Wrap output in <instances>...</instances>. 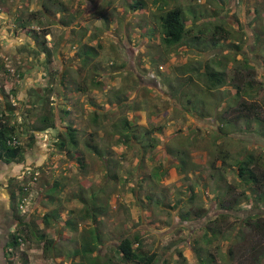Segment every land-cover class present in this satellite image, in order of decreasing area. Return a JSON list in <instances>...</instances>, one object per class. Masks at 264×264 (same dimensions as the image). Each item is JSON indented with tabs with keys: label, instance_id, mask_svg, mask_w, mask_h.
<instances>
[{
	"label": "rangeland",
	"instance_id": "374dc122",
	"mask_svg": "<svg viewBox=\"0 0 264 264\" xmlns=\"http://www.w3.org/2000/svg\"><path fill=\"white\" fill-rule=\"evenodd\" d=\"M136 1L0 0V108L7 100L17 120L34 118L43 112L35 93L44 90L58 123L56 130H47L46 139L36 131L35 139L20 136L23 151L40 144L47 156L40 163H25L38 172L30 187L32 204L26 211L12 205L11 223L16 228L17 213L33 211L27 219L41 218L47 194L61 199L55 208H64L50 217L51 228L37 224L38 232L54 240L51 246L43 248L47 242L25 234L18 252L5 253L12 264H125L116 244L135 235L140 241L133 248L154 253L152 264H204L196 256L198 248L202 260L210 256L205 264H251L248 252L242 258L244 249L223 234L212 241L208 229L216 225L235 234L246 216L245 200L208 224L196 218L216 214L221 200L263 203V195L241 182L235 161L250 153L264 159V139L256 133L255 121L264 118V0H141L143 8L132 9ZM177 6L191 30L168 45L158 16ZM19 22L25 23L22 29ZM36 34L38 41L44 38L42 45ZM16 36L21 41H13ZM207 65L226 73V83L218 89L206 87ZM94 79L101 83L95 86ZM243 81L254 88L237 90ZM80 87L85 90L77 91ZM12 113L7 112L11 122ZM94 114L102 124L92 121ZM121 118L148 130L146 141L115 131ZM67 126L80 141L70 153L57 145ZM88 134L101 149L99 155L84 145ZM177 150L186 151L194 165L185 173ZM220 151L228 152L227 162L213 165ZM77 154L85 163L76 162ZM92 191L98 193L100 210L106 208L104 215L96 214L98 221L83 215L88 205L76 197L88 199ZM65 217L75 219L76 230L60 224ZM93 228L106 233L99 234V244L87 242L97 247L89 259L83 258L75 249L86 243L84 236L92 239ZM230 245L235 254L229 256Z\"/></svg>",
	"mask_w": 264,
	"mask_h": 264
},
{
	"label": "trees",
	"instance_id": "16d2710c",
	"mask_svg": "<svg viewBox=\"0 0 264 264\" xmlns=\"http://www.w3.org/2000/svg\"><path fill=\"white\" fill-rule=\"evenodd\" d=\"M43 8L48 11L50 10V7L46 5L45 3H42ZM144 4L143 1L138 0L136 3L130 5L132 9L137 8H143ZM61 9V8H60ZM58 11V10H57ZM159 21L162 26V31L165 33V36L163 38V41L168 44L172 45L175 43H178L181 41L186 35L190 33L191 28H187L186 24L183 22V13L180 7H172L165 11H163L158 16ZM19 27H24L25 23L19 22L17 23ZM45 34V33H44ZM21 35H27L26 32H22ZM37 34L35 35V40H37ZM41 45L44 43V38L42 37V40L38 41ZM45 49V48H44ZM248 60L246 58L243 61V64L246 66L248 65ZM4 65L3 63H0V67ZM203 76L206 81V87L208 90H214L221 87L224 83H226V73L224 71H218L211 67L210 65H207L206 68H204ZM63 75V74H62ZM264 76V75H263ZM42 76L41 79H44ZM245 81H243L244 83ZM95 86H97L98 83H101L99 80L94 79L93 82ZM236 89L239 88H249L253 89L254 85L253 83H250V81L245 82L244 86L241 87L240 85H235ZM52 90L51 87H49L46 92H50ZM84 88H79L77 91H84ZM1 91V90H0ZM35 93V89L33 90ZM2 93V92H1ZM5 93V92H4ZM37 95L36 101L41 104L40 108L43 109V112H39V114H36V117L31 118L30 115L24 118L22 120H17V116L13 110V107L9 106V103L6 102L4 105L0 108V159L4 160L5 162H9L13 159H20L22 157L21 151H23V141L20 139L21 135H27L31 139L34 138L36 134L34 131L43 132L45 130H56L58 128V123L56 121L55 116V107L51 106V100L45 95V91L41 90L40 92L36 91L35 93ZM35 101V102H36ZM47 103H49L47 105ZM13 110V111H11ZM7 112H13L12 115L15 116L14 121H10L8 118ZM65 112V111H64ZM66 113V112H65ZM20 117V116H19ZM92 121H94L95 124H102L101 118L99 114H94L92 116ZM255 121L258 125V128L256 129V133H258L261 137L264 139V118L256 117ZM115 128V131L120 135H126L127 137L134 138L138 143L145 142L146 141V135L149 134L148 130H142L138 128L137 124L133 120H129L127 118H121L119 120V124L113 125ZM138 131V134L136 132ZM75 129L71 126H67L64 134L65 137L63 138L60 136L58 139L57 145L60 149H64L65 152L70 153L72 151V148L76 147L78 144L79 139L76 137ZM62 133V132H61ZM88 138L84 139V145L86 147H89L90 150H92L95 154L99 155L102 153L101 149L97 147L96 144L91 143V137L92 134H88ZM13 137L18 138L20 140V143L17 145H11L8 143V140H11ZM155 140V138H152V141ZM156 141V140H155ZM91 144H90V143ZM91 145V146H90ZM155 146L154 142L151 144ZM92 147V148H91ZM146 148V147H145ZM177 154L179 155L181 162L179 163V167L181 168V172L185 173L188 169H190L191 166H194L190 163V157L187 154L186 151H178ZM229 154L226 151H220V155L214 158L213 165L216 163L217 160H220L223 164H226V160L228 158ZM264 156V155H263ZM4 157V158H3ZM85 160V157L81 154H77L76 162L83 163ZM85 163V162H84ZM235 163L238 166V176L240 177L241 182H243L253 193H257L256 195H263V199H260L259 201H262L263 203L261 205H256L252 203L251 201H247L248 198L242 199V200H229L226 204L223 202V200L220 201V208L216 214L210 215L209 218L204 217L205 214L198 216L196 219H202L207 224L218 220L219 217H225L227 215H230V210L236 206L235 203H240L243 201V207L246 209L243 210L246 216L241 218V226L239 225L240 229L236 230V233L233 234L231 232H222L218 227H215L216 225H212L208 228L211 230V237L212 241L215 237H217L218 234L226 235L224 237L225 240L228 242H231L232 244H236L240 249H244L242 252V258H244L245 252H248L250 256L248 258L250 259L251 264H261L262 259L264 258V159L261 157H256L253 154H249L245 156L244 159L235 161ZM217 177V176H216ZM54 188L56 189V186L54 184ZM54 189H52L53 191ZM100 191H103L100 188ZM23 192L21 180L19 178H11L8 184V199L10 201L11 206L19 204L20 196H18V193L20 195ZM227 193V192H226ZM48 199L50 200H59L60 198L56 197L55 195L47 194L46 195ZM79 199V202H85L88 206L84 208L83 215L86 217L92 218L94 221L96 220V214L101 213L104 215L106 213V208L103 207L100 210V207L97 206V202H95L98 199V193L97 191L90 192L89 198L76 196ZM61 202V199H60ZM237 207V206H236ZM235 207V208H236ZM83 208V207H82ZM234 208V209H235ZM233 209V210H234ZM254 209H262L254 212ZM100 210V211H99ZM53 211V212H52ZM60 210L58 208H54L53 210H48L43 213L41 218L35 219H27L26 217L30 216L33 211L27 212L25 215H18L16 218V228L11 231L7 235V242L5 244L6 251L8 250L9 253L13 254L18 252V248L20 246V243L23 242L25 234L33 233L35 238H37L40 242H47L46 245L43 246V248H48L47 246H51V244L54 240L52 238L47 237L45 234L47 232H38V226L37 224H43L45 228H51L50 226V217H58V213ZM69 211V210H68ZM72 211V210H70ZM262 211V212H261ZM184 217V216H182ZM208 219V220H207ZM66 220V219H65ZM64 220V225H68V228L71 229V231H74L77 229V223L75 222V219H70V217L67 218V220ZM190 221V220H189ZM205 223V224H206ZM240 224V223H239ZM37 227V230H36ZM246 229V231L244 230ZM50 231V229H49ZM92 236V241L89 239H85L84 236V243L82 245L81 250L75 249L76 253H80L83 258H90V254L92 255V252L94 251L95 247H97V244H88L87 242H95L94 240H98V244L102 242L103 238L101 239V236H99L100 233H106L104 231L99 232L96 228H93L91 231H89ZM208 242H210L209 237H205ZM140 241V238L138 235H135L133 237H122L118 243L116 244V252L119 254L121 260L126 263H133V264H152L155 260V254L154 253H145L140 251L139 249L133 248L134 243H137ZM241 243V244H240ZM239 244V245H238ZM228 247L229 250V256L235 254V249L232 248V246ZM234 250V251H233ZM196 256L199 260V263H208L210 261V256L205 255L203 257V260L201 258V252L200 248H198L196 251ZM91 259H95V257H91ZM7 264H12L11 260H7ZM94 264H97L94 262ZM100 264V263H98Z\"/></svg>",
	"mask_w": 264,
	"mask_h": 264
},
{
	"label": "crops",
	"instance_id": "0c3cea01",
	"mask_svg": "<svg viewBox=\"0 0 264 264\" xmlns=\"http://www.w3.org/2000/svg\"><path fill=\"white\" fill-rule=\"evenodd\" d=\"M14 39L13 41H18V42L21 41V38L18 36H16V38ZM30 81L31 80H28L25 84H27ZM25 87L26 88L24 89H27V86ZM74 94H76V92H74ZM67 97H69V95ZM38 145H37V148L33 149V151H28V152L23 151L21 153L22 157L20 159L16 158L9 162H5L4 160L0 159V264H7V257L5 254L6 253L5 244L7 242L6 240H7L8 231H6V229L9 228L10 231H13L15 229V227L12 226V223H11L12 220L10 218L11 204L8 199V184L11 178H19V176L21 175L20 173L23 171V169L25 168L24 166H26V164H32L31 162L40 163L46 158L47 150H42L43 146H38ZM45 146H48V144L45 143ZM52 189H53V185L51 184L50 190ZM45 198L48 199L47 196H45ZM56 202H57L56 200L50 199L48 201V208L45 209L44 212L45 211L48 212V210L55 208L53 204L54 203L56 204ZM71 202H72V205L77 206V203H74V201H71ZM63 209L64 208L60 209L59 212L62 213ZM66 209H67L66 212L68 213V209L70 208L65 207V210ZM65 219L66 217L64 218V220ZM60 224H64V222ZM5 226H6V229H5ZM4 232H5L6 237H3Z\"/></svg>",
	"mask_w": 264,
	"mask_h": 264
},
{
	"label": "built area",
	"instance_id": "2783aa9c",
	"mask_svg": "<svg viewBox=\"0 0 264 264\" xmlns=\"http://www.w3.org/2000/svg\"><path fill=\"white\" fill-rule=\"evenodd\" d=\"M20 119V117H18ZM49 131L45 130L44 133H39L40 136H42L43 139L47 138V133ZM8 143L11 145H17L20 143V140L18 138L13 137L11 140H8ZM34 168L27 166L23 169L21 172V175L19 176V179H24V182H22V188L23 192L20 195L19 204L18 207L21 211H26L27 208L32 204V198H31V190L30 187L35 184L38 178V172L36 170H33ZM26 206H28L26 208ZM22 242L20 243V246H22Z\"/></svg>",
	"mask_w": 264,
	"mask_h": 264
},
{
	"label": "water",
	"instance_id": "95a60500",
	"mask_svg": "<svg viewBox=\"0 0 264 264\" xmlns=\"http://www.w3.org/2000/svg\"><path fill=\"white\" fill-rule=\"evenodd\" d=\"M37 133H39L38 131H36Z\"/></svg>",
	"mask_w": 264,
	"mask_h": 264
},
{
	"label": "clouds",
	"instance_id": "9594fccd",
	"mask_svg": "<svg viewBox=\"0 0 264 264\" xmlns=\"http://www.w3.org/2000/svg\"><path fill=\"white\" fill-rule=\"evenodd\" d=\"M39 133H42V132H39Z\"/></svg>",
	"mask_w": 264,
	"mask_h": 264
}]
</instances>
